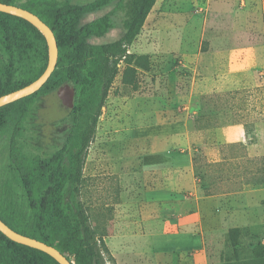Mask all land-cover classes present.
Listing matches in <instances>:
<instances>
[{
  "label": "rangeland",
  "instance_id": "374dc122",
  "mask_svg": "<svg viewBox=\"0 0 264 264\" xmlns=\"http://www.w3.org/2000/svg\"><path fill=\"white\" fill-rule=\"evenodd\" d=\"M95 1L20 3L41 9ZM119 1L112 0L83 20L95 27L100 18L113 14L112 28L90 39L92 44L123 35V15L115 11ZM29 34L34 68L40 70L44 46L36 33ZM129 51L148 56L150 66L138 70L135 89L117 77L89 148L80 197L115 259L110 264H186L179 253L165 255L180 250L185 241L177 236L158 240L168 230L157 235L149 223L153 214L167 220L172 211L189 204L201 212L196 231L206 239L212 264H221L218 256L228 249L231 229L240 230L241 260L264 258V187L243 180L236 186L241 180L233 178L245 169L242 158L264 157V0H157ZM0 59L12 61L1 35ZM74 99L70 84L35 101L19 138L23 153L47 157L61 148L66 124L62 119ZM222 159L224 185L217 183L213 192L223 195L205 196L203 189L220 176L209 165ZM12 174L10 137H5L0 141V194ZM156 191H174L180 197L173 199L175 205L145 204ZM70 202L68 188L65 204ZM129 222L134 227L125 232ZM155 245L163 256L155 254ZM116 254L132 261L120 263Z\"/></svg>",
  "mask_w": 264,
  "mask_h": 264
},
{
  "label": "trees",
  "instance_id": "16d2710c",
  "mask_svg": "<svg viewBox=\"0 0 264 264\" xmlns=\"http://www.w3.org/2000/svg\"><path fill=\"white\" fill-rule=\"evenodd\" d=\"M111 1L96 0L87 5L48 4L38 9L31 4L21 5V0H0L38 15L54 31L59 47L57 68L43 88L0 108V141L10 137L13 168V174L0 194V219L12 230L55 247L73 264L115 263L105 240L92 224L88 208L80 199L84 169L105 102L117 77L121 76L124 86L135 89L138 70L150 66L148 56L132 54L129 49L157 0H120L115 11L123 15V35L113 42L92 44L90 39L101 38L112 28L113 14L100 18L95 27L84 24L83 20ZM29 31L36 33L44 46L40 55L44 64L40 70L34 68L32 61L34 40ZM0 35L9 44L12 55L11 64L0 59L2 97L30 85L43 75L49 63V47L45 36L33 24L3 12H0ZM70 84L75 88V103L66 120L62 119L66 124L61 148L47 157L23 153L19 138L35 101ZM248 163L247 167L253 171L247 168L242 175L235 176L237 181L241 180L236 186L245 181L264 187V157ZM68 188L71 202L66 205ZM239 231L231 229L228 232L225 244L228 249L219 254V262L264 264V258L240 259ZM207 254L209 263H214L209 249ZM0 264L59 263L48 254L18 244L0 232Z\"/></svg>",
  "mask_w": 264,
  "mask_h": 264
},
{
  "label": "crops",
  "instance_id": "0c3cea01",
  "mask_svg": "<svg viewBox=\"0 0 264 264\" xmlns=\"http://www.w3.org/2000/svg\"><path fill=\"white\" fill-rule=\"evenodd\" d=\"M232 145L240 146L238 144H232ZM261 158L262 157L255 158V159L254 158H247V159L242 158L243 162L244 160H246V166H245V169L243 168L244 170L240 174H237V175H242L246 171V169L249 168L247 167L249 165L248 163L249 160H254L257 162ZM223 159L219 162L210 163V165L211 164L214 166L217 165L214 168H215V171H217V173L220 174V176L215 178L214 181L213 180L210 182L208 181L211 185L208 183L206 185L207 189L206 190L203 189L205 191V196H215L216 194L223 195L220 192H217V193L213 192V189H215L214 187L217 183H220L219 184L220 187L224 185L222 172L225 166V163H224L225 160ZM249 170L253 171L252 168H249ZM179 197L180 195L178 193H175L174 191H161V192L156 191V192H152L149 198H145L146 200L144 202L145 204L147 203L154 204L155 206L159 207L160 203L164 201H169L170 203H173V199L175 200ZM109 201L111 203L112 201L111 198L109 199ZM145 204L144 206H146ZM172 205H175V202ZM135 207L139 208L142 206L136 205ZM157 215L160 217L159 220L158 218H156L155 214L152 215L151 223H149L151 230H153V232H155L157 235L163 233L164 229L168 230V233L166 235H161L158 240L166 239L167 237L177 236L183 239L186 243L185 246H182V248L180 247L181 249L179 248L180 250H173L172 252L166 253L165 255H169V254L174 255V254L179 253V256L182 257L183 261H185L186 264H211L209 263V260H208V254H207L208 248L206 244V239L204 235H201L199 232L196 231L198 226L201 224V212L197 209L195 204H192V205L189 204L186 208H183L181 211H179V207H178L177 211H172L170 214H168L169 218L167 220H163L164 218L161 216L162 214H157ZM119 227L120 229H122V226H119ZM133 227H134L133 223L129 222L124 227L123 230H125L126 232L128 230H132ZM156 248L157 247L155 245V254L161 257L162 254L158 253ZM118 255L121 258L119 259L117 257L120 263L121 262L123 263V261H126V262L132 261V259L129 256L125 257L122 254H116L115 256H118Z\"/></svg>",
  "mask_w": 264,
  "mask_h": 264
},
{
  "label": "water",
  "instance_id": "95a60500",
  "mask_svg": "<svg viewBox=\"0 0 264 264\" xmlns=\"http://www.w3.org/2000/svg\"><path fill=\"white\" fill-rule=\"evenodd\" d=\"M0 12L19 17L33 24L46 37L50 48L48 67L43 75L30 85L0 97V108H2L21 99L27 98L43 88V86L48 82L57 68L59 59V47L54 31L38 15L34 14L33 12L23 9L19 6L4 4L1 2ZM0 232H2L7 238L18 244L40 250L48 254L59 264H73L66 255L62 254L55 247L12 230L1 219Z\"/></svg>",
  "mask_w": 264,
  "mask_h": 264
}]
</instances>
